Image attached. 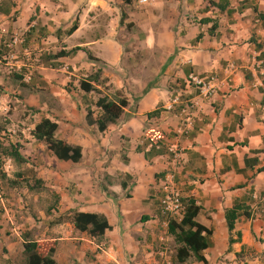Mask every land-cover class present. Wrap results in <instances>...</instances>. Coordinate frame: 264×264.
Listing matches in <instances>:
<instances>
[{"label":"crops","instance_id":"0c3cea01","mask_svg":"<svg viewBox=\"0 0 264 264\" xmlns=\"http://www.w3.org/2000/svg\"><path fill=\"white\" fill-rule=\"evenodd\" d=\"M211 1L225 2L224 9L207 0H0V48L19 39L13 66L0 64V102L8 105L10 121L5 145H19L24 160L17 165L0 155L19 214L16 252L7 255L18 264L24 237L42 252L51 248L55 264H180L171 260L174 244L152 197L156 181L169 174L181 200L199 207L194 221L210 231L211 246L201 252L205 264H264V217H239L228 232L223 216L234 201L249 207L251 194L264 192V78L254 67L263 61L264 27L251 10L264 20V0ZM95 71L99 94L84 95L78 81ZM189 74H215L223 82L202 99L184 84ZM36 80L44 85L40 98ZM175 95L196 103L190 129L181 135L175 134L178 118L165 109ZM100 96L126 101L102 132L84 121L86 108L97 113L92 103ZM19 102L33 113L18 122L10 116L20 112ZM41 118L56 123L58 140L80 148L78 162L56 160L31 138ZM149 130L162 133V146L177 151L176 169L162 150L146 154ZM16 177L34 178L42 189L22 187ZM73 212L101 215L109 228L88 237L73 228Z\"/></svg>","mask_w":264,"mask_h":264},{"label":"trees","instance_id":"16d2710c","mask_svg":"<svg viewBox=\"0 0 264 264\" xmlns=\"http://www.w3.org/2000/svg\"><path fill=\"white\" fill-rule=\"evenodd\" d=\"M122 3H128L130 0H120ZM208 4L218 11H222L225 7L223 1L214 3L211 0H207ZM255 17L261 22L264 27L263 18L256 13V8L251 7ZM75 29L73 24L66 34H70ZM197 39V38H196ZM251 41V40H250ZM257 50H260L259 45H255ZM72 49L68 52L59 51L55 54L54 58L67 56L74 52ZM88 60L98 61L93 58L88 51L82 49ZM260 57L264 61V52H260ZM99 72L95 71L90 75H87L84 80L78 81V89L87 95L90 92L98 93L97 86L100 81L98 80ZM94 108L98 109L96 114L88 108L85 109L84 121L86 125H94L98 132H102L106 129L107 125L114 123L122 114L123 109L126 106V101L122 98H117L115 101L108 99L106 96L97 97L94 103ZM157 111L147 114V117L154 115ZM56 123L47 119L41 118L30 131V136L33 140L42 142L45 149L58 161L76 163L80 159V148L78 146H72L58 140L55 137ZM164 135L155 130H149L144 135L146 145L149 146L146 154H156L161 150L166 154V149L162 146ZM20 146L16 144H7L1 148L0 155L8 156L15 164H21L24 162L21 153L19 151ZM0 178L4 179L3 175ZM40 181L34 180L33 185L30 187L33 190L38 189L37 185ZM183 202V201H182ZM157 203V202H156ZM184 215L180 222H169L167 225V234L172 238L174 244V251L171 256V260L174 263H184L189 259H193L196 262L205 264V260L201 255V252L211 246L210 231L197 224L194 221V217L197 214L199 207L194 205L192 201H184ZM246 205L242 201H234L230 208H227L223 212L224 221L228 232L233 228L234 222L239 217L247 218ZM160 216V215H159ZM161 218V217H160ZM69 220L73 228L79 232L84 233L91 238H99L103 232L109 228L105 218L101 215L91 213H71ZM228 243H231V239L228 238ZM21 264H55L52 258V249L49 248L45 252H42L37 244L31 240L23 239L21 243Z\"/></svg>","mask_w":264,"mask_h":264},{"label":"built area","instance_id":"2783aa9c","mask_svg":"<svg viewBox=\"0 0 264 264\" xmlns=\"http://www.w3.org/2000/svg\"><path fill=\"white\" fill-rule=\"evenodd\" d=\"M136 5H148L152 0H130ZM19 39L17 37H11L9 42L4 44V48H0V64L10 66L15 60L14 47L18 44ZM254 67L261 77L264 78V61L255 60ZM228 68H231L228 66ZM29 75H26L22 80L28 81ZM82 78L81 80H84ZM223 82L219 80L215 74L198 76L189 74L184 80V84L195 90L198 96L202 99H207L214 95L219 85ZM166 110L172 111L178 118L179 123L175 130L176 135L184 134L190 129L194 111L196 109V103L192 99L182 98L181 95L173 96L167 106ZM8 112V105L0 102V115L5 116ZM259 120L264 131V97L259 103ZM167 159L169 160L172 168H177L179 165V155L175 149L170 147L165 148ZM152 197L157 202V208L159 215L162 219L163 226L167 229L169 222L178 223L181 221L184 215V204L181 200L178 189L172 182V176L165 175L162 179L156 181L153 189ZM251 204L247 207L246 212L249 220L255 217H264V192L262 194H251ZM6 201L3 197L0 188V208L3 209ZM160 253L165 251V246H161Z\"/></svg>","mask_w":264,"mask_h":264},{"label":"rangeland","instance_id":"374dc122","mask_svg":"<svg viewBox=\"0 0 264 264\" xmlns=\"http://www.w3.org/2000/svg\"><path fill=\"white\" fill-rule=\"evenodd\" d=\"M251 4H252V2H251ZM250 40H252V33L249 34L248 41H250ZM33 76L35 78H38V75L35 71H34ZM73 79L75 80V78L71 77V80H73ZM36 81H37V83H36L37 87L40 88V90L38 91V97L40 98L42 95H44V91H43L44 85H43L42 81H39V80H36ZM32 87H34L33 84H32ZM11 100L13 101V99H11ZM17 104L19 105L20 112L10 116V117H13L14 120H18V122H19V121H22L24 118H26L27 114L32 115L33 111L30 107H27L26 105L24 107L23 102H19ZM11 105H13V104H11ZM9 124H10V121L6 119V116L0 115V151H1V148L4 147L6 144L5 139H7V138L5 135L6 131L4 128L6 127V125H9ZM18 124H15V125L19 126L20 124L19 125ZM17 126L15 128L13 127V129H14L13 135L16 137L19 134L21 135V133L19 132L20 129ZM26 132H28V131H26ZM9 133H11V132H9ZM4 159H5V157H3V160ZM2 165H3V162L0 159V176L1 175L4 176V172L3 173L1 172ZM15 171L16 170L14 169L11 171V173L13 174V173H15ZM10 176H11V174H10ZM5 179H8V178L5 177ZM16 182L17 183L20 182V186H22V187H24V186L27 187L29 185H33L34 178H31L30 183H28L27 180H22V179H19V177H16ZM0 188H1V191L3 194V197L6 201L4 208L3 209L0 208V236H2L4 239L3 241L0 240V264H18L16 262L17 261L16 258L9 257L7 255V252L9 253L12 250L14 252H16L15 248H13V247H16V245L14 244V241H13V239L15 237L14 232H13V229H14L13 224L15 222V217L18 218L19 214L16 213V212H18V210L12 205V201L10 200V196L8 193L9 189L6 186V182L2 178H0ZM37 188H38V189H36L37 191L42 189V187H40V185H37ZM29 207H31V205ZM11 214H12V218H11ZM27 233H28V235H31L30 232H27ZM166 246L168 247V249H171V246L168 244V242L166 243ZM11 255H13V253Z\"/></svg>","mask_w":264,"mask_h":264}]
</instances>
